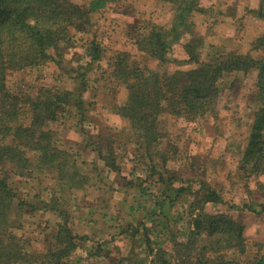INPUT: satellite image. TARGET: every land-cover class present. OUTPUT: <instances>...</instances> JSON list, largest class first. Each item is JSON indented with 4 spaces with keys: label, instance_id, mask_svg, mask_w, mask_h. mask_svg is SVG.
<instances>
[{
    "label": "rangeland",
    "instance_id": "1",
    "mask_svg": "<svg viewBox=\"0 0 264 264\" xmlns=\"http://www.w3.org/2000/svg\"><path fill=\"white\" fill-rule=\"evenodd\" d=\"M71 1L86 6L91 0ZM261 2L264 4V0H201L204 10L195 12L191 18L196 25L194 31H185L174 42L168 61L161 64L139 49L137 39L140 33L155 27L167 31L174 21L175 6L164 0H108L104 8L91 14L87 32L78 33L75 43L64 47L62 56H58L60 64L48 62L42 68L29 67L9 76V87L16 92L35 95L41 85L67 88L72 90L77 103L82 91L79 77L87 78L88 82V89L83 92L86 114L78 115L72 108L65 118L49 124L59 148L72 154L68 155L65 185L57 181L56 172L41 170L35 162H32L31 175L20 176L17 168L6 166L15 192L27 201L22 209L11 210V217L22 223L21 228L14 229L16 241L35 254L38 262L44 261L46 250L58 243L53 236L61 214L46 212L39 203L40 199L50 200L56 194L69 216L71 229L81 236L88 235L87 239L79 240L65 264H118L121 258L124 264H150L151 256H144L139 241L130 242L118 231L128 222L139 221L141 212L136 208L139 200L146 199L142 195L150 194L158 199L163 186L158 173L150 169V153L142 149V141L138 140L130 121L119 113V106L127 101L128 89L126 83L114 77L113 62L121 53H127L132 64L139 66L170 73L188 70L196 63L189 61L187 43L202 61L220 58L229 52L260 58L264 56V49L256 45L264 41V18L257 14ZM92 39L100 44L103 54L99 61L86 68L90 60L86 57L88 43ZM257 77V70L225 77L221 82L222 95L212 115L198 120L168 113L161 115L158 128L166 135L162 149L172 151L167 172L161 168L162 158L153 154L160 163V173L183 178L199 176L221 192L223 200L210 202L205 209L211 213H227L245 224L247 250L240 256L232 254L244 262L251 261L259 247L264 246V195L257 186L258 177L244 178L239 169L259 105ZM98 135L105 138V145L109 137L113 138L119 171L106 167L98 153L84 142L98 141ZM74 169L87 177L89 184H73ZM144 204L151 207L154 202L144 201ZM32 205L40 206V211L33 210ZM181 210L180 205L174 208L176 213ZM103 240L112 242L89 258L87 253Z\"/></svg>",
    "mask_w": 264,
    "mask_h": 264
},
{
    "label": "trees",
    "instance_id": "2",
    "mask_svg": "<svg viewBox=\"0 0 264 264\" xmlns=\"http://www.w3.org/2000/svg\"><path fill=\"white\" fill-rule=\"evenodd\" d=\"M164 1L175 6L170 28L161 31L155 27L145 34L140 33L137 39L139 49L161 64L168 61L174 42L179 41L185 31H194L196 25L191 20L192 15L204 10L201 0ZM107 3L108 0H91L84 6L71 0H0V264H16L24 260L28 264H65L77 249L79 240L88 238L87 234L81 236L68 225L69 216L61 208V199L56 194L50 200L42 198L39 203L43 210L61 214V219L53 236L58 242L56 247L43 252L44 261L38 262L35 254L16 241L14 229L21 228L22 223L11 217V210L22 209L27 201L15 192L6 167L17 168L20 176L31 175L32 162H35L41 170L56 172L57 181L65 185V175L69 173L68 155L72 154L59 148L49 124L65 118L72 108L78 115L86 114L83 92L88 89L87 78L79 77L82 91L78 103L73 99L72 90L67 88L41 85L33 95L12 90L8 82L14 72L29 67L42 68L48 62L60 64L58 56H62L64 47L73 45L78 33L87 32L91 14ZM260 5L257 14L264 18L263 2ZM88 46L86 57L90 60L86 68L99 61L103 54L95 39L89 41ZM190 47L188 43L185 45L189 61L196 66L188 70L170 73L139 66L132 64L127 53H121L113 62L114 77L126 83L128 89L127 101L119 106V113L130 121L138 140L143 142L142 149L150 153V169L158 173L163 186L158 195L160 200L150 194L142 195L146 198L142 200L154 204L147 207L139 200L136 208L141 212L139 221L119 227L118 233L130 242L138 240L144 256H151L150 264H264V246L259 247L251 261L244 262L232 255L240 256L247 250L245 224L227 213H211L205 209L206 204L223 200L218 189L199 176L183 178L160 173V163L154 159V155H159L161 168L168 171L172 151L162 149V139L166 135L158 128L161 115L168 113L188 120L212 115L222 95L223 79L235 72L257 70L259 105L239 169L244 178L258 177L256 183L264 195V56L254 58L229 52L226 56L202 61ZM256 47L264 49V41ZM84 75L85 71L81 73L82 77ZM98 137V141L84 142L98 153L106 167L119 171L113 138L109 137L105 145V138ZM77 170L74 169L71 176L73 184H89V179L82 177ZM178 205L182 208L181 213L174 211ZM31 208L40 211L41 207L32 205ZM111 242H99L87 256H95ZM118 264H124V258Z\"/></svg>",
    "mask_w": 264,
    "mask_h": 264
}]
</instances>
